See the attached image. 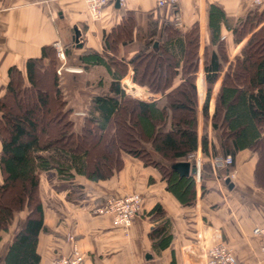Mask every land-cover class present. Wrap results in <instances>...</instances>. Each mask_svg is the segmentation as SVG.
<instances>
[{"label": "trees", "instance_id": "trees-1", "mask_svg": "<svg viewBox=\"0 0 264 264\" xmlns=\"http://www.w3.org/2000/svg\"><path fill=\"white\" fill-rule=\"evenodd\" d=\"M177 11L166 8L171 19ZM234 19L217 4L209 6L205 117L209 115L212 86L227 60L221 37L223 27L232 30L235 41H241L253 31L256 23L263 21L264 14L258 9L248 10L235 23ZM135 26L134 17L130 15L121 23L116 30V41L106 43L105 48L112 54L88 50L79 55V63L85 70L103 69L109 75L108 79L100 76L99 85L105 91L92 97L79 132L71 118L72 108H66L58 75L47 71L50 66L56 67L53 47H44L41 58L29 60L27 81L16 68L10 69L8 91L0 98V231L8 228L16 213L26 210L27 217L9 248L6 264H40L36 248L39 233L46 229L40 195L44 172L54 170L58 180L64 182L63 185L71 184L75 190L72 193L77 194L82 191L78 189L81 185L75 182L77 176L93 181L109 179L122 169V154L126 152L143 160L145 165L158 168L168 189L183 203H193L195 179L181 176L172 165L189 160L198 149L197 88L195 75L191 73L197 71L199 27L195 24L182 34L172 25L162 24L159 28L158 24H150L136 53L129 60L118 59V40L127 37V31ZM192 34L195 36L190 38ZM132 42L124 40L125 45ZM48 49L52 50L51 60L44 63ZM242 53L244 59L230 65L223 79L212 117L214 154H230L234 159L240 150L264 148V26L252 34ZM128 63L133 66V81L153 90L170 87L173 76L181 69L186 78L183 77L175 92L168 94L169 107L126 94L121 80L127 74ZM49 73L52 86L42 88L41 79ZM10 99L14 100L12 104ZM146 143H150L152 150ZM202 150L208 153L206 135ZM157 152L168 162L157 158ZM233 167L234 163L229 166ZM149 215L156 220L165 216V211L158 204ZM169 224V219L164 218L152 228L150 235L156 246L170 245L173 235Z\"/></svg>", "mask_w": 264, "mask_h": 264}, {"label": "crops", "instance_id": "crops-1", "mask_svg": "<svg viewBox=\"0 0 264 264\" xmlns=\"http://www.w3.org/2000/svg\"><path fill=\"white\" fill-rule=\"evenodd\" d=\"M244 2L183 0L179 7L180 29L185 32L198 24L200 30L197 71L191 73L195 75L197 88L198 149L186 161L195 165L196 158L201 159L203 175L201 182L195 180L193 203H183L170 191L158 168L145 165L143 160L126 152L122 154V169L111 178L93 181L84 176L76 177V184L81 185L78 189L86 196H81V192L73 194L72 185H63L54 170L44 172L41 174L40 195L46 229L39 233L36 248L40 264H52L55 258L71 254L74 244L84 254V264H207L206 247L204 241H199V234L208 227L222 232L223 239L243 264H264L261 239L253 233L256 226L264 224V148L240 150L231 169H214L212 165L216 156L212 117L218 93L230 65H237L244 59L242 50L252 34L264 26V19L256 23L253 31L241 41H235L232 30L223 27L221 37L225 42L227 60L212 86L208 117L203 112L208 93L205 52L210 44L209 6L217 4L227 15L238 20L246 14ZM163 10L166 8H158L156 0H124L119 6L117 0H112L105 8L104 16L95 21L83 0H0V98L8 91L10 69L16 68L27 81L28 62L41 58L44 47H53L56 51L62 47L65 55L70 46L75 47L73 53H76L78 61L79 55L88 50L112 54L105 48L106 43L116 41L117 28L130 15L134 17L136 26L127 31V37L118 40V45L115 43L120 48L119 57L129 60L133 54L126 55V46H139L143 36L148 34L150 24H158L161 28L163 19H159V15ZM259 11L264 14V5ZM124 32L121 31L122 34ZM125 39L133 42L125 45ZM50 53L52 50L48 49L49 55L44 63L50 62ZM128 66L127 74L121 80L122 87L127 95L144 93L147 97L137 98L141 101H157L163 107L170 101L168 94L175 92L183 82V72L179 69L170 87L153 90L148 85L134 82L133 68L130 63ZM78 67L82 71L72 72L78 73L73 74L76 78L86 72L80 63ZM100 73L105 79L109 78L105 70H100ZM89 89L93 96L105 91L102 88L99 91L92 87ZM204 135L208 140V153L202 150ZM146 147L152 150L150 143H146ZM156 155L163 162H168L161 153ZM231 171L235 176L231 178L230 185L226 179ZM45 176H51L47 184ZM134 193L141 194L143 200L141 212L128 230L118 225L112 214L93 212V208L102 205L108 197ZM158 204L164 209L165 216L153 220L149 213ZM26 217V210L16 213L8 228L0 231V264H6L9 248ZM164 218L170 221L168 229L173 239L167 247H159L150 233ZM70 236L74 239L71 240Z\"/></svg>", "mask_w": 264, "mask_h": 264}, {"label": "built area", "instance_id": "built-area-1", "mask_svg": "<svg viewBox=\"0 0 264 264\" xmlns=\"http://www.w3.org/2000/svg\"><path fill=\"white\" fill-rule=\"evenodd\" d=\"M112 0H84L85 5L92 19L97 21L104 16L105 8L111 3ZM124 0H120L123 2ZM183 0H156L158 8H174L177 9L176 18L180 19L179 7ZM254 6H263L264 0H248ZM59 56L64 59L65 52L62 47L58 50ZM194 155H191L193 157ZM234 163L232 155L226 156H214L212 159V165L214 169L229 167ZM195 166L197 168L194 178L197 182H201L202 179V160L196 158ZM235 173L233 171L228 173V178H233ZM142 195L139 193L129 194L122 197H108L106 201L99 206L93 208V212L96 214H112L115 222L128 230L131 227L133 220L141 212ZM253 233L260 237L262 242V251L264 253V224L256 226ZM73 240L74 237L70 236ZM199 241H204L205 244V256L207 264H243L233 254L231 248L227 245L223 239L222 232L218 229L208 227L204 232L199 234ZM85 256L79 250L78 246L74 244L73 251L69 255H62L55 258L52 264H84Z\"/></svg>", "mask_w": 264, "mask_h": 264}, {"label": "rangeland", "instance_id": "rangeland-1", "mask_svg": "<svg viewBox=\"0 0 264 264\" xmlns=\"http://www.w3.org/2000/svg\"><path fill=\"white\" fill-rule=\"evenodd\" d=\"M260 7L252 5L248 0H245V2H244V8L246 10L245 12H248V10L249 11H253V10H257V9L259 10ZM162 12L163 13H161L159 15V19L160 18L163 19L161 22L163 25L164 24L172 25L174 28H178L177 30L182 34H184L188 31L187 30L184 32L180 29L181 28L180 27L181 21H180V19L176 18L178 11L176 12L175 17H173L172 19L170 18V16L167 15L165 10H163ZM235 22H236V19H234L233 23H235ZM199 34H200V30H199ZM194 36L195 35L192 34L190 38H193ZM69 48L70 49L67 51L68 53H66L64 59H62L59 56L58 50L55 53L53 52V57L55 58V66L56 67L50 66V67H48L49 69L47 71L51 72V73L56 72V74L58 75L59 84H60V88L62 89L63 97L67 101V107L66 108L73 107L72 108L73 112H72L71 118H73V120L75 121L76 132H79V131H81V128H82L84 121H85L84 119H85L87 113L89 112V109H90L89 104L91 103V97L93 96L89 87H92L95 91H99L101 89V87L99 85V78H100V76H102V73H103V72L100 73V70H103V69H95V70H90V71L86 70V72L79 74L78 77L76 78L74 75L78 74V73H72V72H74V71L79 72V71H82V69L80 67H78L79 61L77 59L76 53H73L75 47L70 46ZM124 50L126 52V55L127 54L128 55H130V54L134 55L137 51V47L126 46V48ZM65 51H66V49H65ZM198 54H199V50H198ZM117 58L121 59L120 57H117ZM131 67L133 68L132 65H131ZM156 67H157V63H156ZM128 69H129V66H128ZM51 73H49L45 79H41V87L42 88L49 89L52 86L53 81H52V78L49 77L50 75H52ZM155 74L156 73L152 74L151 76L154 78ZM107 84L108 83L106 82V85ZM128 95H129V93H128ZM130 96H132L134 98L135 97L136 98L147 97L142 92L139 94L131 92ZM10 101L11 102H9V103L12 104L14 100L10 99ZM16 113H19V111ZM92 141H94V140L92 139ZM221 156H223V155H221ZM50 178H51V176H45L44 177V182H46L45 184H47L51 181ZM84 196H86V194Z\"/></svg>", "mask_w": 264, "mask_h": 264}, {"label": "water", "instance_id": "water-1", "mask_svg": "<svg viewBox=\"0 0 264 264\" xmlns=\"http://www.w3.org/2000/svg\"><path fill=\"white\" fill-rule=\"evenodd\" d=\"M119 4H120V0H117V5L119 6ZM77 35H79L78 32H77ZM172 167L174 170L179 172V174L181 176H191V175L196 174V172H197L196 166L193 165L191 163V161L177 162V163L173 164ZM226 182L231 185V179L230 178H227Z\"/></svg>", "mask_w": 264, "mask_h": 264}]
</instances>
